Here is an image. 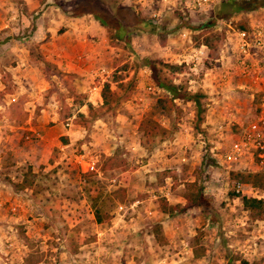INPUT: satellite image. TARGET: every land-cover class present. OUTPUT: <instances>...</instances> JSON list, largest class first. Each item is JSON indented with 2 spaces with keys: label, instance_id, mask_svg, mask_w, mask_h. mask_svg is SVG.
Masks as SVG:
<instances>
[{
  "label": "rangeland",
  "instance_id": "1",
  "mask_svg": "<svg viewBox=\"0 0 264 264\" xmlns=\"http://www.w3.org/2000/svg\"><path fill=\"white\" fill-rule=\"evenodd\" d=\"M124 1L45 0L36 8L91 10L121 25L109 31L112 48L98 72L66 73L46 61L40 45L23 61L30 64L22 76L12 69L15 53L2 56L0 264H264V219L243 203L245 196L264 200V189L232 178L264 172V155L252 142L238 163L225 159L254 122L264 145V81L243 91L239 70L224 78L228 69L218 61L231 58L234 32L249 19L236 11L244 0L218 4L206 18L194 14V25L176 30L171 19L164 33ZM22 2L0 0V10L9 3L26 15ZM254 15L252 22L261 18ZM38 17L23 19L24 37ZM203 44L207 54L195 61ZM161 63L173 67L163 69L164 78L205 96L200 117L187 99L158 109L160 98L172 97L152 79L150 65ZM94 87L101 99L92 100ZM108 87L113 95L105 103ZM82 155L97 162L96 171L80 167ZM195 188L209 203H190ZM160 198L177 211L161 212ZM95 205L107 223H97Z\"/></svg>",
  "mask_w": 264,
  "mask_h": 264
},
{
  "label": "crops",
  "instance_id": "2",
  "mask_svg": "<svg viewBox=\"0 0 264 264\" xmlns=\"http://www.w3.org/2000/svg\"><path fill=\"white\" fill-rule=\"evenodd\" d=\"M23 1H25L24 9L26 10V15L19 8L14 9L13 6L10 7L9 3H2L3 11L0 10V21L2 24L0 25V64L3 62L2 58L12 55L13 51L16 55L17 65L15 67L12 66V69L20 72L22 76L26 72H21L23 66L30 64L23 61L28 59V54L31 53L32 47L40 45L41 52H45L43 55L46 61L54 63L66 73L88 74L92 72L93 68H96L95 72L102 68L99 64L106 59L108 49L112 48L108 44L110 30L102 27L92 14L84 13L76 16L73 12H68V14L59 12L55 7H49L46 11L43 8L36 11L40 0ZM13 11L15 12L14 14ZM41 11H43L42 14ZM35 12L39 15L38 19L34 21L35 27L29 31L28 37H24L29 25H25L23 19L27 18V16L29 18L35 17ZM253 13L254 11L243 12L240 15H246L250 19H248L249 22H251V17L254 18L255 16ZM119 19L121 20V18ZM118 26L117 31L121 32V25L118 24ZM61 28L63 31H60ZM117 41L119 42L120 39H117ZM80 46L85 48L82 50L84 52L79 51L78 48ZM83 59V62H79ZM221 70L224 71L223 69ZM248 81L245 80L246 85L250 89L257 91V86L260 87V84L257 83V86L254 87L253 83ZM239 83H243V80H240ZM89 93H91L92 100L96 97L102 98V94L93 90H90ZM0 113L3 114V112ZM3 124V122H0V132L4 128ZM19 127L20 125L18 124L13 126V128ZM30 129L34 130L33 127Z\"/></svg>",
  "mask_w": 264,
  "mask_h": 264
},
{
  "label": "built area",
  "instance_id": "3",
  "mask_svg": "<svg viewBox=\"0 0 264 264\" xmlns=\"http://www.w3.org/2000/svg\"><path fill=\"white\" fill-rule=\"evenodd\" d=\"M232 1L235 0H133L135 9L140 12L143 11L146 14L148 13L149 21L151 20L153 24H160L162 19L166 16V11H170L171 13H177L176 15L178 17L184 18V20L191 25L195 24L193 21L190 22L194 14L200 13L206 18L214 11L218 4ZM254 14L261 16L262 19L256 17L255 22L251 21L248 31H235L234 35H236V42L235 44L233 43L234 48L231 58L227 57L226 62L223 61L224 58L221 56V59L218 60L228 69L226 75H223L224 78L225 76L229 77V75L232 72L234 73L235 69H237L242 78L241 80H243V83H241L239 87L243 91L248 88V90L252 92L254 89H250L249 86L246 85L245 80L252 82L254 87L257 83L260 84L264 81V8L261 9V11H255L253 15ZM180 17L178 20H180ZM199 23H205V21L201 20ZM184 37L187 38L186 35ZM206 50L207 46L205 44L195 49V61L203 60L207 54ZM92 90L100 94L98 87H94ZM262 124H264V122H262ZM262 133L263 129L259 123L254 122L251 124L244 139L232 144L231 151L225 155L226 162L230 164L238 163L244 156L246 150L250 149L249 145L252 142L255 143V149H257L261 157H263L264 145L261 143ZM96 163L97 162L93 159L86 160L84 155L80 156L79 165L85 172L96 171ZM240 187L241 186H238L239 189Z\"/></svg>",
  "mask_w": 264,
  "mask_h": 264
},
{
  "label": "trees",
  "instance_id": "4",
  "mask_svg": "<svg viewBox=\"0 0 264 264\" xmlns=\"http://www.w3.org/2000/svg\"><path fill=\"white\" fill-rule=\"evenodd\" d=\"M243 1V0H242ZM45 2V0H40L39 4L37 7L41 8L43 6V3ZM234 2V1H233ZM232 2V3H233ZM243 2H245L244 4L240 5V8L236 9V11H240V12H251L253 10H256L257 8H261L264 7V0L263 1H258V0H244ZM25 5V2H22ZM227 3V2H226ZM231 3V2H230ZM123 5H128L130 7V9L132 10V13L135 16H141L144 17L147 22H149V24L151 25V27L156 28L159 32L164 33L166 27H168L167 29L172 31V24H171V19H173V22L175 21L176 27L173 29H177L179 27H183V26H188V22H186L184 20V18H181L180 16V20L179 17L176 15L177 13H171L170 11H166V16L165 18L162 19L160 24H153L151 22V20L149 21V16L148 13L146 14L143 11H137L135 9L134 6V2L133 0H125L124 2H122ZM227 5V4H225ZM141 9V7H140ZM74 15L76 16H80L79 12H73ZM87 13L92 14L95 19L101 24L102 27L107 28L108 30L110 29H114V30H118L119 26L118 23L116 22L115 19L111 18V17H107V15L105 14H101L100 12H94V11H88ZM180 22V24H179ZM169 24V26H168ZM249 24L250 22L248 21V19L246 18V20H244L238 30H249ZM206 26H209L206 24ZM174 31V30H173ZM172 34V32L170 33ZM208 66L211 67L213 66V62H207ZM151 66V72H152V79L155 83V85L162 90L167 91L170 95H172V97L170 99L168 98H160L158 100V109L161 111H168L169 110V102L171 104V107H175L174 100L177 99H187V100H191L193 102L196 103L197 108L199 109L198 111V116H201V98L205 97L203 94H192L191 92H189L187 90V86L185 85H179V84H175L174 82H172L171 80H168L166 78H164L161 73L163 71L164 68H173L172 66L165 64V63H161L159 66L156 65H150ZM162 68V69H161ZM113 92H111L110 87H108L106 89V91L104 90L103 93V99L105 101V103H108L109 101V97ZM115 94V93H114ZM0 96L2 97V94L0 92ZM148 124H152L155 125L156 128L159 129V133H165L166 130L162 129L158 124L154 123V122H150L148 121ZM149 130V127H146ZM147 132V131H146ZM149 133V131H148ZM232 178L234 180H242L244 183H249L252 184L253 187L255 188H259V189H264V172H257V173H233ZM192 187H196V185H192ZM21 189H26V187H21ZM189 196H191L192 199H190V203L191 204H196L199 205L202 202H206L209 203V200L205 198V195L203 193L202 188H198L194 193H191ZM159 207H160V211L166 214H173L175 213V211H177L176 207L173 206H169V203L167 202L166 198H160L157 200L156 202ZM243 203L244 206L247 210H249L252 213V217L256 220H263L264 219V200L262 199H257V198H250V197H243ZM95 209H96V217H97V223L100 225H103L107 222H104L105 219L102 217L99 209H97V206L95 205ZM156 234L158 235V239H160L161 241H164V237L162 236L161 233V228L158 227L156 229Z\"/></svg>",
  "mask_w": 264,
  "mask_h": 264
}]
</instances>
